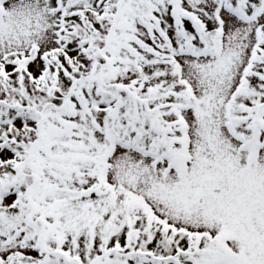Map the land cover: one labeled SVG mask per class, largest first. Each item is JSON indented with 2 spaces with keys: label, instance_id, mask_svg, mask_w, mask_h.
<instances>
[{
  "label": "snow or ice",
  "instance_id": "snow-or-ice-1",
  "mask_svg": "<svg viewBox=\"0 0 264 264\" xmlns=\"http://www.w3.org/2000/svg\"><path fill=\"white\" fill-rule=\"evenodd\" d=\"M0 264H264V0H0Z\"/></svg>",
  "mask_w": 264,
  "mask_h": 264
}]
</instances>
